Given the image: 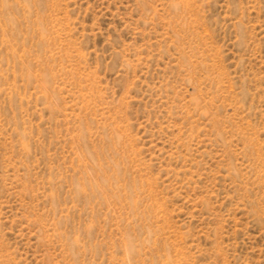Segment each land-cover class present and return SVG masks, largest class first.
I'll use <instances>...</instances> for the list:
<instances>
[{"label": "rangeland", "instance_id": "374dc122", "mask_svg": "<svg viewBox=\"0 0 264 264\" xmlns=\"http://www.w3.org/2000/svg\"><path fill=\"white\" fill-rule=\"evenodd\" d=\"M0 264H264V0H0Z\"/></svg>", "mask_w": 264, "mask_h": 264}]
</instances>
